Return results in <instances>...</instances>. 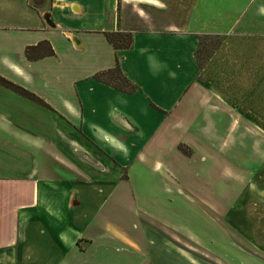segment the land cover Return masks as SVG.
Here are the masks:
<instances>
[{
	"label": "crops",
	"instance_id": "0c3cea01",
	"mask_svg": "<svg viewBox=\"0 0 264 264\" xmlns=\"http://www.w3.org/2000/svg\"><path fill=\"white\" fill-rule=\"evenodd\" d=\"M105 33L132 44L114 50ZM207 40L217 45L202 58ZM40 42L54 55L29 61ZM116 64L132 94L95 79ZM0 77L46 105L0 86V264H170L156 232L129 233L113 214L128 200L120 172L130 155L160 165L141 146L159 119L178 130L206 109L264 132V0H0ZM235 160L244 170L233 165L217 213L264 264V158Z\"/></svg>",
	"mask_w": 264,
	"mask_h": 264
},
{
	"label": "rangeland",
	"instance_id": "374dc122",
	"mask_svg": "<svg viewBox=\"0 0 264 264\" xmlns=\"http://www.w3.org/2000/svg\"><path fill=\"white\" fill-rule=\"evenodd\" d=\"M216 45L212 40L203 41L199 49L202 58ZM196 111L197 120L190 127L175 129V119L163 125L161 119L158 124H149L154 135L141 145L142 150L153 159L158 156L160 165L152 171L151 164H139L142 171L134 162L138 156L130 155V168L120 172L129 182L119 183L123 194L128 192L127 204L111 205L113 214L120 211L118 222L129 233H135L138 227L156 232L157 240L152 243L170 264H250L249 255L255 254L224 226L216 204L231 194L234 174H239L233 171V165L244 170L243 160H235V153H243L248 159L254 155L259 160L264 158V132L239 129L235 123L231 128L230 120L221 115L206 109ZM30 133L43 135L38 128ZM38 155L41 163L42 154ZM114 170L116 174L117 168ZM56 173L64 175L58 170ZM145 254L139 252L140 258ZM122 257L112 254L109 264H117Z\"/></svg>",
	"mask_w": 264,
	"mask_h": 264
},
{
	"label": "trees",
	"instance_id": "16d2710c",
	"mask_svg": "<svg viewBox=\"0 0 264 264\" xmlns=\"http://www.w3.org/2000/svg\"><path fill=\"white\" fill-rule=\"evenodd\" d=\"M105 36H106L107 41L112 45V48L114 50L129 48L130 44H132V39L129 35H116V34L113 35L112 33H105ZM25 54L29 61H35L42 57H50L54 55L53 51L50 49L48 44H46L45 42H40L35 47H31V48L27 47L25 50ZM107 74H110L112 76V79L120 83L122 86L119 87L117 84L111 85L110 82H104L106 83V85L108 84L109 86H111V88L116 89L117 91H120V92L127 93V94H132L134 92V88L132 86L128 87L129 84L126 81L124 75L122 74L118 64H116L115 69L113 71L102 73L98 75L97 77H95V79L99 80L100 77L107 75ZM0 86L10 89L11 92L23 98H26L27 100L31 102H34L39 105H43V107H46V105H44L43 102L40 101L36 96L28 93L27 90L21 87L11 84L9 81L1 77H0Z\"/></svg>",
	"mask_w": 264,
	"mask_h": 264
},
{
	"label": "water",
	"instance_id": "95a60500",
	"mask_svg": "<svg viewBox=\"0 0 264 264\" xmlns=\"http://www.w3.org/2000/svg\"><path fill=\"white\" fill-rule=\"evenodd\" d=\"M43 19L47 27L53 28L54 24L50 21L49 15H45Z\"/></svg>",
	"mask_w": 264,
	"mask_h": 264
}]
</instances>
